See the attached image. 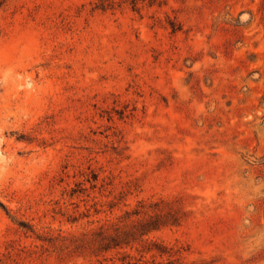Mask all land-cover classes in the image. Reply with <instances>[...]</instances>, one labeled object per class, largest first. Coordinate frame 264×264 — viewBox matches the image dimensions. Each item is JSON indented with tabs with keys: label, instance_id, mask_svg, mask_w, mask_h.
Returning <instances> with one entry per match:
<instances>
[{
	"label": "rangeland",
	"instance_id": "obj_1",
	"mask_svg": "<svg viewBox=\"0 0 264 264\" xmlns=\"http://www.w3.org/2000/svg\"><path fill=\"white\" fill-rule=\"evenodd\" d=\"M143 211L264 264V0H0V264H121L89 240Z\"/></svg>",
	"mask_w": 264,
	"mask_h": 264
},
{
	"label": "trees",
	"instance_id": "obj_2",
	"mask_svg": "<svg viewBox=\"0 0 264 264\" xmlns=\"http://www.w3.org/2000/svg\"><path fill=\"white\" fill-rule=\"evenodd\" d=\"M102 8V6L100 7ZM140 210L132 211L134 216H138ZM148 217L145 219L137 218L132 220V225L129 228H122V226H115L112 231L107 229L99 228L94 232V237L89 241L93 247L94 255L99 253H106L112 250H116L122 254V259H120L121 264H135L132 261L133 254L131 251L134 249L136 251L142 252L143 254H149L151 256L150 264H174L171 257V249L167 248L165 245L152 241L149 239L145 245H141L140 249L137 247V243L143 240L150 231L157 229L159 226L164 225L165 221L163 216L156 211L153 214L148 213V211H143ZM128 248L129 250H126ZM166 255V260H156L155 257H162ZM140 257H144L141 255ZM144 262H148L144 260Z\"/></svg>",
	"mask_w": 264,
	"mask_h": 264
}]
</instances>
